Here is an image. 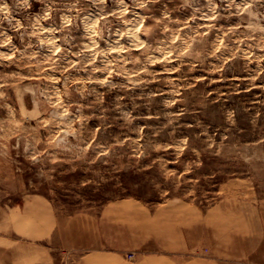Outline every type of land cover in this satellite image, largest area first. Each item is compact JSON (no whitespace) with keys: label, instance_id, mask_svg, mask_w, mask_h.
<instances>
[{"label":"rangeland","instance_id":"rangeland-1","mask_svg":"<svg viewBox=\"0 0 264 264\" xmlns=\"http://www.w3.org/2000/svg\"><path fill=\"white\" fill-rule=\"evenodd\" d=\"M107 239L264 264V0H0V264Z\"/></svg>","mask_w":264,"mask_h":264},{"label":"crops","instance_id":"crops-1","mask_svg":"<svg viewBox=\"0 0 264 264\" xmlns=\"http://www.w3.org/2000/svg\"><path fill=\"white\" fill-rule=\"evenodd\" d=\"M109 208L111 210H114V209H119L121 208L120 205H114V206H109ZM120 229H117L115 226L112 228V231L113 232L112 234H115V233H118ZM106 243L107 244H104L103 243V246L102 248H98L96 250H92V251H88L86 253V255L82 256V259H89L90 262L94 263V264H98L99 261H114L113 259H120L117 256V253L120 251L119 248L122 247V245H115V243H113L112 241L110 240H106ZM111 245V246H109ZM131 246V244H130ZM161 250L162 252H165V253H161L162 254V257L160 256V258H155L157 256H153L152 258L154 259H159L160 261H162L163 263H166L168 264L170 261L173 262L172 260H169L167 257H165V255L167 253H175V252H179L180 249H177V248H169V247H166V246H163L161 245ZM167 256V255H166ZM96 262V263H95ZM83 263V260H81L78 264H82ZM100 264V263H99Z\"/></svg>","mask_w":264,"mask_h":264}]
</instances>
